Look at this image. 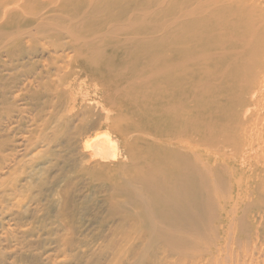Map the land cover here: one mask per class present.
Here are the masks:
<instances>
[{"label":"bare ground","instance_id":"1","mask_svg":"<svg viewBox=\"0 0 264 264\" xmlns=\"http://www.w3.org/2000/svg\"><path fill=\"white\" fill-rule=\"evenodd\" d=\"M186 174L264 264V0H0V264H191Z\"/></svg>","mask_w":264,"mask_h":264},{"label":"rangeland","instance_id":"2","mask_svg":"<svg viewBox=\"0 0 264 264\" xmlns=\"http://www.w3.org/2000/svg\"><path fill=\"white\" fill-rule=\"evenodd\" d=\"M149 6V0H133V15H134V13L135 12H137L139 9H141V8H146V7H148ZM145 11H147L148 12V8L145 10ZM155 20V19H154ZM153 19L151 20V17H148L147 15H140V16H138V17H133V40H134V38L135 39H137V40H146L147 39V36L149 35L148 34V31H149V29H150V25L151 24H153V23H155V22H153L154 21ZM156 22H158V20H155ZM163 21V20H162ZM158 23H160V21L158 22ZM157 23V24H158ZM156 24V23H155ZM142 54V56H143V59L145 60V61H142L141 60V63H139L138 61H137V58L140 56ZM146 60H147V50H145L144 52H141V50L140 49H135V47H133V120H134V118L136 117V112H138L139 110H138V108H136L134 105H135V103H136V101L134 100L136 97H141V96H143L144 94H145V90H144V88L146 87H143L142 85H141V76H137V75H134V73L135 72H138V71H142V70H144V68H145V65H146ZM147 88V87H146ZM137 129H141V128H137ZM189 174H186L185 175V177L187 178H185V184L187 183V185H188V182H189V184H190V181H193V177L191 176V178H190V175L188 176ZM188 176V177H187ZM187 180H189V181H187ZM218 181H220L219 183H221V181L222 180H218ZM195 182V181H194ZM196 184V183H195ZM221 184H223V183H221ZM197 185H198V183H197ZM186 186V185H185ZM189 187H188V189H185V191L187 192H185L184 193V199L186 200V201H189L188 203L185 201V206H187L186 205V203L188 204V208L187 207H185L184 208V212L185 213H187V211L189 212V214H191V215H189L188 216V218H192L193 217V221H195V222H197V223H195V222H192V220H189V219H187L186 220V223H190V224H186V223H184L183 222V227H184V229L186 230V229H188L195 237H197L198 238V235L201 233V234H203V235H201V236H199L200 238H198L197 239V241L194 239V236L192 237V235L190 234V236H188V238H184L183 239V237H182V240H181V238L180 239H178V240H181L180 242L177 240V243L179 244V243H181V244H183V245H185V246H183V248H182V246L181 245H178V244H176L174 247H177V245L178 246H181V252H182V250H187V248H188V251L186 252V253H184V252H182V253H184L185 255L186 254H188V255H186V256H188V257H185V258H187L185 261H187V262H189V263H191V264H195V261L196 262H198L197 264H215V262H216V264H223V263H228V264H247L248 262L250 263V262H252V263H250V264H253V262H254V259H255V257L256 256H258V255H261V252H259L260 254H258V253H256L255 255L253 254V255H251V254H249L248 252H246V251H244V249L246 250V245H247V243L244 245V247H243V242L241 243V242H237L236 243V241L234 240L235 238V235L232 233V227L227 223V221H225V220H222V221H218L217 223L215 222L214 224L216 225V228L214 229V231L213 232H210L209 230H208V228L206 227V225H205V221L203 222V219L204 220H206V213L204 214V216H203V213H201L202 211L200 210V208H199V199L198 198H200V192L198 191H192L193 193H191V188H193V187H191L190 185H188ZM191 187V188H190ZM194 189V188H193ZM192 189V190H193ZM198 193H199V195H198ZM190 196V195H192L193 197H192V200H191V196H190V200L188 199V196ZM190 194V195H189ZM185 195H186V197H185ZM196 195V198L198 199H195V196ZM198 196V197H197ZM194 200H196V202L194 201ZM133 202H134V200H133ZM135 202H137L136 200H135ZM134 202V203H135ZM197 203L196 205H195V203ZM136 204V203H135ZM137 205V204H136ZM198 205V206H197ZM198 207V208H194V207ZM194 209H193V208ZM188 209V210H187ZM187 210V211H186ZM196 210V211H195ZM192 211H194V212H192ZM196 212H198V213H196ZM201 214H200V213ZM194 213V216H192V214ZM200 214V215H199ZM202 215V216H201ZM191 216V217H190ZM202 217H204V218H202ZM197 218V220H195ZM227 219H231L230 217H227ZM232 220V219H231ZM188 221V222H187ZM198 222H200V223H198ZM202 222H203V228L205 229V230H202V229H200L199 230V227H200V225H202ZM221 222V223H220ZM195 223V224H194ZM200 224V225H199ZM222 224V225H221ZM189 225H191V226H189ZM194 225H196V226H194ZM197 225L199 226V227H197ZM228 225V226H227ZM194 226V228L196 229L195 230V232L198 230L199 231V234H198V231H197V233H195L194 231H192V230H194V228L192 229V227ZM221 226V227H220ZM231 228V230L229 229V228ZM189 228H191L192 230H190ZM201 228V227H200ZM230 230V233H228V231ZM187 231V230H186ZM188 231V232H189ZM201 231V232H200ZM202 231H204V232H202ZM205 232H206V234H205ZM208 233V234H207ZM230 234L229 235V237H227L228 236V234ZM207 235H209V236H207ZM233 235V236H232ZM218 236V237H217ZM194 239H192V238ZM204 237V238H203ZM230 237H232V238H230ZM190 238H191V241H190ZM202 238H203V240H202ZM185 239H186V241H190V243H191V247H190V243L189 242H186L185 241ZM199 239H200V241H199ZM207 239V240H206ZM234 240V242H233V240ZM185 242H184V241ZM227 240V241H226ZM182 241H183V243H182ZM192 241H194V243L192 242ZM205 241V242H204ZM209 241V242H208ZM211 241V242H210ZM231 241V242H230ZM222 242V243H221ZM229 242V246H228V243ZM195 243H198V245H197V247H196V244ZM201 243V244H200ZM224 243V244H223ZM231 243H236V244H233L234 245V247H233V245L231 244ZM195 245V246H193V245ZM200 244V245H199ZM214 245V247H212L213 245ZM223 244V245H222ZM226 244V245H225ZM231 244V245H230ZM240 244V246H238ZM207 245V246H206ZM216 245H217V248H216ZM242 245V246H241ZM220 246V247H219ZM184 247L186 248V249H184ZM225 247V248H224ZM211 248V249H210ZM219 248V249H218ZM221 248H222V250H221ZM231 250H233V252L231 251ZM192 251V252H191ZM196 252V253H195ZM199 252H200V254H199ZM203 252V253H202ZM229 252H232L231 254L228 253ZM189 253H193L192 255L191 254H189ZM198 253V254H197ZM217 253V254H216ZM221 253V254H220ZM224 253V256L222 255ZM220 254V255H219ZM226 254V255H225ZM246 256H245V255ZM249 254V255H248ZM190 255L191 256H193V258L194 259H192L191 257H190ZM197 255V256H196ZM221 255L223 256V258H220L221 257ZM229 255H230V257H229ZM237 255V256H236ZM199 256V258H197ZM214 256V257H213ZM215 256H217V257H215ZM220 256V257H219ZM227 256V258H225ZM233 258H232V257ZM244 256V258H242ZM210 257H213V258H210ZM236 257V258H235ZM238 257H240V258H238ZM245 257H248V259L247 258H245ZM205 258V259H204ZM190 259V260H189ZM199 259V260H198ZM223 259V260H222ZM224 259H227V260H224ZM234 261H233V260ZM236 259V260H235ZM191 260H195L194 262H192ZM231 260V261H230ZM241 260V261H240ZM245 260V262L243 263L242 261H244ZM248 260V262L246 263V261ZM250 260V261H249ZM252 260V261H251ZM204 261V262H203ZM238 262V263H237ZM248 263V264H249Z\"/></svg>","mask_w":264,"mask_h":264}]
</instances>
